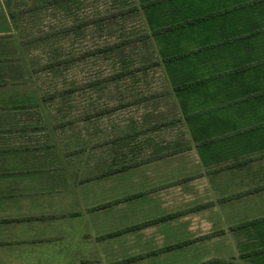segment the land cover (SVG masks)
<instances>
[{
  "label": "crops",
  "instance_id": "obj_1",
  "mask_svg": "<svg viewBox=\"0 0 264 264\" xmlns=\"http://www.w3.org/2000/svg\"><path fill=\"white\" fill-rule=\"evenodd\" d=\"M1 14L0 32L9 26ZM16 122H8L11 131ZM11 131L0 134V264L233 259L252 231L231 228L264 218L261 152L227 158L204 151L203 162L189 136L188 162H175L178 154L121 176L83 179L46 165L48 155L33 162L32 151L13 149L3 139Z\"/></svg>",
  "mask_w": 264,
  "mask_h": 264
},
{
  "label": "rangeland",
  "instance_id": "obj_2",
  "mask_svg": "<svg viewBox=\"0 0 264 264\" xmlns=\"http://www.w3.org/2000/svg\"><path fill=\"white\" fill-rule=\"evenodd\" d=\"M135 5L136 0H0L2 21L10 27V33H0V56L10 59L0 83L24 81L18 95L39 100V106L11 112L19 124L3 137L7 145L31 147L33 162L48 155L46 165L65 166L86 179L143 166L160 148L189 143ZM6 98L0 90V102ZM183 154L174 161L188 162Z\"/></svg>",
  "mask_w": 264,
  "mask_h": 264
},
{
  "label": "trees",
  "instance_id": "obj_3",
  "mask_svg": "<svg viewBox=\"0 0 264 264\" xmlns=\"http://www.w3.org/2000/svg\"><path fill=\"white\" fill-rule=\"evenodd\" d=\"M133 10L143 15L180 118L200 156L206 151L227 158L256 152L264 157V0H136ZM5 32L10 27L0 33ZM9 60L0 56V72ZM25 85L0 83L8 97L0 102V134L13 130L8 125L17 121L10 115L13 110L39 106L35 95H18ZM171 148H160L148 163L185 153L189 143ZM127 169H107L100 177ZM250 230L252 242L238 258L200 264H264V218L231 228Z\"/></svg>",
  "mask_w": 264,
  "mask_h": 264
}]
</instances>
